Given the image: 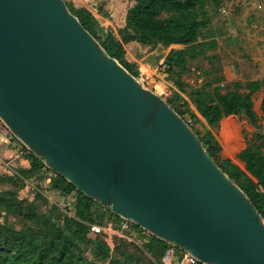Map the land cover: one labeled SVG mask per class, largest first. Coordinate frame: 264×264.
<instances>
[{"label":"water","instance_id":"95a60500","mask_svg":"<svg viewBox=\"0 0 264 264\" xmlns=\"http://www.w3.org/2000/svg\"><path fill=\"white\" fill-rule=\"evenodd\" d=\"M0 119L45 166L200 264H264V219L65 0H0Z\"/></svg>","mask_w":264,"mask_h":264},{"label":"rangeland","instance_id":"374dc122","mask_svg":"<svg viewBox=\"0 0 264 264\" xmlns=\"http://www.w3.org/2000/svg\"><path fill=\"white\" fill-rule=\"evenodd\" d=\"M245 1L248 0L209 1L207 8L211 24L209 30L202 31L199 42L211 39L216 42L215 49L209 48L207 52L208 56L214 55L211 61L200 58L190 65L189 72L182 74L175 68L165 77L148 69H144L142 75L136 63H130L134 65L133 72L137 78L179 110L195 132L202 138L209 133L214 136L219 161L229 160L238 166L241 169L238 179L241 188L252 191L258 182L247 171L239 155L249 147L264 154V142L258 137L259 131H264L261 112L264 99V0H259L263 9L258 11L246 8ZM117 19L119 21L120 18ZM105 29V26L96 28L101 41L109 35ZM118 30L120 38L114 37L121 43L138 39L133 32H123L121 27H116L114 32ZM145 46L155 48L153 44ZM171 47L161 45L160 51L165 53ZM123 48L124 58L129 62L132 58L124 45ZM130 52L134 57L143 55L135 50ZM250 82L260 83L254 94L258 124L251 123L245 114H238L213 127L197 111L194 97L198 89L205 87L210 92L231 90L246 93ZM190 112L197 118H193ZM223 125L224 144L221 136ZM23 160L28 161L31 167L35 158L30 154L17 158V155L8 157L0 153V224L3 226V245L10 248L0 253L3 264L13 263L16 251L21 249L18 235L34 238L33 251L22 254L29 257V264H49L53 255L61 253L65 255L62 264H162L167 243L158 244L144 229L96 202H91L90 217H79L76 210L84 200L82 195L59 183L57 174L41 160L36 161L37 169L26 175ZM73 221L85 226L79 233L80 238L72 236L71 231L77 229ZM91 225L102 227V233H92ZM176 252L178 263L175 264H200L183 250L177 248Z\"/></svg>","mask_w":264,"mask_h":264},{"label":"trees","instance_id":"16d2710c","mask_svg":"<svg viewBox=\"0 0 264 264\" xmlns=\"http://www.w3.org/2000/svg\"><path fill=\"white\" fill-rule=\"evenodd\" d=\"M133 2V6L128 10L126 15V25L123 30L125 33L133 32L138 37L137 40L130 39L125 43L138 41L141 44L180 46L179 49H172L162 67L167 74H171L175 68L180 73L189 72L190 65L200 59L207 58L211 61L214 55L208 56L209 48L215 49L216 42L214 39L199 42L203 30H209L211 20L208 12V3L210 0H129ZM71 12L76 15L83 26L101 43L107 53L117 59L131 74L133 72V63L127 62L124 58V48L121 42L115 39L114 35L109 34L104 41L98 38L96 33L97 20L85 9H75L67 3ZM210 38V37H209ZM249 91L241 93L239 91L220 90L207 91L205 87L195 92L194 104L199 114L208 122L209 125L218 126L221 121L231 115L245 114L249 121L258 124L259 118L254 110V94L260 88V83L250 82L248 84ZM170 104V103H169ZM171 105V104H170ZM176 110V108H174ZM183 118L184 115L176 110ZM262 119H264V99L261 104ZM193 118L197 115L190 112ZM185 119V118H184ZM233 132V131H232ZM197 133V132H196ZM198 137L204 143L208 153L217 165L239 186L238 179L241 175V169L232 164L231 161H219L217 152V143L214 136L209 133L202 138L198 133ZM222 142H226L225 127L223 125ZM258 137L264 142V131H259ZM31 164L30 169L24 170L26 175L32 174L37 169V158ZM239 157L246 164V169L257 180V185L252 191L243 190L249 197L255 209L264 219V154L254 151L252 148L245 149ZM43 163L44 161L41 160ZM59 183L66 184L70 190H76L83 197V201L77 206V215L90 217L91 202H95L91 198L81 193L73 184L69 183L60 175H57ZM243 189V188H241ZM76 230H72V236L79 237V233L84 231L85 226L77 221H73ZM3 226L0 224V253L7 251V245H3ZM22 247L16 251L14 261L10 264H29L28 256L22 254L33 251V239H26L22 235H18ZM158 244L164 243L158 239H154ZM64 254L53 255L49 264H62ZM0 264H3L0 260ZM32 264H39L33 262Z\"/></svg>","mask_w":264,"mask_h":264},{"label":"crops","instance_id":"0c3cea01","mask_svg":"<svg viewBox=\"0 0 264 264\" xmlns=\"http://www.w3.org/2000/svg\"><path fill=\"white\" fill-rule=\"evenodd\" d=\"M70 6L75 9H85L89 13L93 15V17L97 20L96 28L101 26H105V30L109 33L114 35L116 38H120L119 30L116 32V27L125 28L126 25V15L128 10L133 6V2L129 0H65ZM249 1H257V0H248L244 2V6L249 10L258 11L254 7H247V3ZM263 9V8H262ZM261 9V10H262ZM120 18L119 21L117 18ZM107 33V34H108ZM124 47L128 50V54L133 59H130L129 62H134L138 66L140 73L143 75L144 69H148L147 71L151 73H157L163 77L167 76L168 74L162 70V67L168 57L169 52L172 49H179L180 46H172L169 48L165 53L160 51V46L153 49L150 47L145 46L144 44L132 41L128 43L122 42ZM135 50L138 53H143V55L139 57H134L130 51ZM162 71L164 73H162ZM146 77H148L146 75ZM164 83H167L166 80H163ZM0 153L5 154L8 157H14L16 154L15 152L9 147L0 137ZM19 158V156H17ZM24 164L23 168L25 170L29 169V162L23 160Z\"/></svg>","mask_w":264,"mask_h":264},{"label":"built area","instance_id":"2783aa9c","mask_svg":"<svg viewBox=\"0 0 264 264\" xmlns=\"http://www.w3.org/2000/svg\"><path fill=\"white\" fill-rule=\"evenodd\" d=\"M247 7H254L257 10H261L263 8V4L257 1H249L246 5ZM0 137L3 138L4 142L11 147V149L15 152L17 156L30 154L31 152L10 132V130L6 127L3 121L0 119ZM128 221V220H127ZM130 222V221H129ZM134 224V223H133ZM91 231L95 234H101L103 228L98 225H91ZM177 247L168 244V249H166L164 253V257L162 260V264H175L178 263L177 256ZM187 254V253H186ZM189 255V254H187ZM190 256V255H189ZM191 257V256H190ZM192 258V257H191ZM195 260V259H194Z\"/></svg>","mask_w":264,"mask_h":264}]
</instances>
